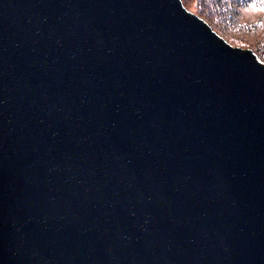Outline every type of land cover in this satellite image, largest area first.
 <instances>
[{
    "label": "water",
    "instance_id": "95a60500",
    "mask_svg": "<svg viewBox=\"0 0 264 264\" xmlns=\"http://www.w3.org/2000/svg\"><path fill=\"white\" fill-rule=\"evenodd\" d=\"M0 264H264V62L183 0H0Z\"/></svg>",
    "mask_w": 264,
    "mask_h": 264
},
{
    "label": "trees",
    "instance_id": "16d2710c",
    "mask_svg": "<svg viewBox=\"0 0 264 264\" xmlns=\"http://www.w3.org/2000/svg\"><path fill=\"white\" fill-rule=\"evenodd\" d=\"M260 0H199L198 11L212 27L231 41H235V28L237 29V9L252 2ZM237 24V25H235ZM258 57L264 61V35L255 42L249 43Z\"/></svg>",
    "mask_w": 264,
    "mask_h": 264
},
{
    "label": "rangeland",
    "instance_id": "374dc122",
    "mask_svg": "<svg viewBox=\"0 0 264 264\" xmlns=\"http://www.w3.org/2000/svg\"><path fill=\"white\" fill-rule=\"evenodd\" d=\"M198 2L199 0H183L184 5L190 11L201 16L197 9ZM237 12L238 25L235 24L237 25V29L235 28L234 32L236 40L231 41L221 33H218L234 46L252 49L249 46L248 42H255L256 40L260 39L262 35H264V0H260L259 2H252L243 7H238Z\"/></svg>",
    "mask_w": 264,
    "mask_h": 264
}]
</instances>
